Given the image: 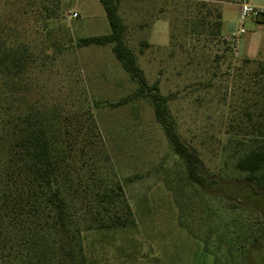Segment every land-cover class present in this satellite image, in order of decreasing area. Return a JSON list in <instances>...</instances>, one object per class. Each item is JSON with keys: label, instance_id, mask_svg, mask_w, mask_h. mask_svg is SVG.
Here are the masks:
<instances>
[{"label": "rangeland", "instance_id": "1", "mask_svg": "<svg viewBox=\"0 0 264 264\" xmlns=\"http://www.w3.org/2000/svg\"><path fill=\"white\" fill-rule=\"evenodd\" d=\"M186 1L123 0L119 14L149 84L158 82L169 97L182 138L199 151L206 176L216 181L205 189L214 230L199 238L179 224L168 187L179 159L151 101L139 97L120 104L138 84L112 45L77 46L80 38L111 33L100 0H0V35L30 53L17 93L21 110H58L67 137L85 148L76 166L97 164L105 176H96L119 185L134 213L132 229L98 232L86 228L89 213L74 202L86 264H241L244 250L264 231V208L240 187L248 181L234 168L238 145L228 135L232 126L246 123L247 109L262 111L264 85L253 74L264 63V49L257 57L239 50L226 27L228 22L245 29L241 38L251 53L264 40V25L257 21L262 17L242 22L237 0H216L224 7L223 39L233 44L223 58L214 18L204 20V29L185 27Z\"/></svg>", "mask_w": 264, "mask_h": 264}, {"label": "trees", "instance_id": "2", "mask_svg": "<svg viewBox=\"0 0 264 264\" xmlns=\"http://www.w3.org/2000/svg\"><path fill=\"white\" fill-rule=\"evenodd\" d=\"M122 1L100 0L111 33L80 38L77 46L112 45L116 58L138 84L137 91L124 98L120 104L139 97L151 101L156 120L164 129L179 159L168 181L180 211L179 224L195 238L208 235L214 230L215 219L205 189L212 188L216 181L206 176L199 151L182 138L169 108V97L161 93L158 82L149 84L144 70L137 62L136 54L127 45V27L119 14ZM186 3L185 27L204 29L209 26L203 23L204 20L214 18L212 25L225 44L222 57L226 58L225 53L232 52L233 44L223 39V16L215 4L217 1L187 0ZM172 38H175L174 34ZM144 45L149 46L146 42ZM29 58L30 53L26 47L8 42L0 35L1 262L86 264L81 229L77 222L79 212L72 210L73 206L81 202V210H87L90 216L86 228L98 232L132 229L135 225L134 213L119 185L105 182L102 177L96 176L97 172L105 176L97 164L76 166L79 163L78 153L82 155L85 148L79 147L67 137L68 128L57 114L58 110L41 111L31 106L21 110L17 93ZM253 75L260 77L264 85L263 62L257 63ZM245 116L246 123L238 122L228 133L229 140L236 141L238 145L234 168L246 174L248 183L240 187H244L248 194L258 196L257 200L261 201L259 207L262 209L264 106L257 114L247 109ZM91 150L94 151L93 148ZM244 251L241 264H264V231Z\"/></svg>", "mask_w": 264, "mask_h": 264}, {"label": "crops", "instance_id": "3", "mask_svg": "<svg viewBox=\"0 0 264 264\" xmlns=\"http://www.w3.org/2000/svg\"><path fill=\"white\" fill-rule=\"evenodd\" d=\"M251 2V0H249ZM256 4H254L255 7H259V8H264V0H256ZM237 7H238V16H239V0H237ZM224 9V7H223ZM223 9H222V16H223V23H224V12H223ZM258 23H263L264 25V16H262V20L259 21L257 20ZM229 24V25H228ZM228 27V33L233 36L235 38V40L237 41V46H238V49L242 51H245L247 52L249 55L253 56V57H257V56H260L262 50L264 49V40L263 39H260L258 42H257V48L254 49L253 52H248L247 49H244L245 46H246V41L244 39L241 38V35L244 34V33H241L240 30L241 29H238L236 30L233 26L232 23H228L227 22V26ZM244 49V50H243ZM0 264H2L1 262V256H0Z\"/></svg>", "mask_w": 264, "mask_h": 264}, {"label": "built area", "instance_id": "4", "mask_svg": "<svg viewBox=\"0 0 264 264\" xmlns=\"http://www.w3.org/2000/svg\"><path fill=\"white\" fill-rule=\"evenodd\" d=\"M76 15V14H75ZM264 16V8L255 7L249 0H240L239 2V19L243 22L248 18H256ZM241 33L245 32L242 27Z\"/></svg>", "mask_w": 264, "mask_h": 264}]
</instances>
